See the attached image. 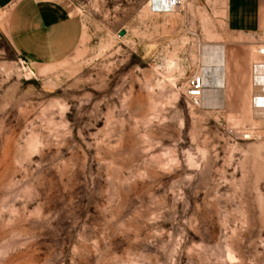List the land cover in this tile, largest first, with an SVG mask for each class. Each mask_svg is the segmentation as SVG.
Wrapping results in <instances>:
<instances>
[{
  "label": "rangeland",
  "instance_id": "rangeland-1",
  "mask_svg": "<svg viewBox=\"0 0 264 264\" xmlns=\"http://www.w3.org/2000/svg\"><path fill=\"white\" fill-rule=\"evenodd\" d=\"M66 1L83 38L48 69L0 11V264H264V35L224 0Z\"/></svg>",
  "mask_w": 264,
  "mask_h": 264
},
{
  "label": "crops",
  "instance_id": "crops-1",
  "mask_svg": "<svg viewBox=\"0 0 264 264\" xmlns=\"http://www.w3.org/2000/svg\"><path fill=\"white\" fill-rule=\"evenodd\" d=\"M224 3L229 33L264 35V0H224ZM8 8L11 45L33 68L48 69L71 57L80 47L83 25L66 0H0V11ZM224 59L225 55L221 68L217 64L223 70L216 79L222 81V86Z\"/></svg>",
  "mask_w": 264,
  "mask_h": 264
},
{
  "label": "built area",
  "instance_id": "built-area-1",
  "mask_svg": "<svg viewBox=\"0 0 264 264\" xmlns=\"http://www.w3.org/2000/svg\"><path fill=\"white\" fill-rule=\"evenodd\" d=\"M169 1H167L166 5ZM185 3V0H171L170 5L172 7H180ZM261 54L264 55V51H261ZM25 64H27L26 61H23ZM205 88V82L204 78L200 75H194L189 81L188 90L186 93V97L193 105H199L203 98V92Z\"/></svg>",
  "mask_w": 264,
  "mask_h": 264
},
{
  "label": "bare ground",
  "instance_id": "bare-ground-1",
  "mask_svg": "<svg viewBox=\"0 0 264 264\" xmlns=\"http://www.w3.org/2000/svg\"><path fill=\"white\" fill-rule=\"evenodd\" d=\"M167 1H169L168 2V4L169 5H166L167 4ZM170 2H171V0H155V1H151L150 2V8L152 9V8H155V9H158V10H173V9H175V8H177V7H172L171 5H170ZM261 51H264V48H262L261 49ZM223 58H224V53H223V51H221L218 55H217V64H218V66L219 67H221L222 65H223ZM225 60V59H224ZM225 62V61H224ZM262 65V64H261ZM255 68V67H254ZM253 68V69H254ZM262 69V68H261ZM29 70H31V69H29ZM262 72V71H261ZM254 76V75H253ZM256 76V75H255ZM203 77V76H202ZM204 78V77H203ZM216 80V79H215ZM257 80L260 82V83H262L263 85H264V76H259V77H257ZM206 81V78L204 79V82ZM224 81V80H223ZM215 83V85H217V86H219V87H221L222 85H223V83H222V81L220 80V81H218L217 82V80L214 82V80L212 81V82H210V84H214ZM216 99V98H215ZM263 100V103H261L260 102V100ZM214 100V99H213ZM212 100V101H213ZM256 103H258V105L260 106V107H264V94L263 95H259V96H257L256 97Z\"/></svg>",
  "mask_w": 264,
  "mask_h": 264
},
{
  "label": "water",
  "instance_id": "water-1",
  "mask_svg": "<svg viewBox=\"0 0 264 264\" xmlns=\"http://www.w3.org/2000/svg\"><path fill=\"white\" fill-rule=\"evenodd\" d=\"M125 35H126V31L125 30L120 31V33H119L120 37H124Z\"/></svg>",
  "mask_w": 264,
  "mask_h": 264
}]
</instances>
